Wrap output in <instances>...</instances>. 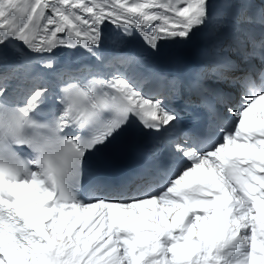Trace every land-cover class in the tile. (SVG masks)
Segmentation results:
<instances>
[{"label":"snow or ice","instance_id":"obj_1","mask_svg":"<svg viewBox=\"0 0 264 264\" xmlns=\"http://www.w3.org/2000/svg\"><path fill=\"white\" fill-rule=\"evenodd\" d=\"M213 19L214 48L247 58L259 24L264 53V0H0V264H264V83L206 140L170 142L155 190L149 176L124 197L78 192L89 158L133 122L176 126L135 67ZM137 37L143 52L105 47ZM62 48L89 63L65 75Z\"/></svg>","mask_w":264,"mask_h":264},{"label":"bare ground","instance_id":"obj_2","mask_svg":"<svg viewBox=\"0 0 264 264\" xmlns=\"http://www.w3.org/2000/svg\"><path fill=\"white\" fill-rule=\"evenodd\" d=\"M198 31L194 32V34L192 35L195 36L197 34ZM191 37V38H192ZM190 40H188L187 42H178V43H175V44H165L162 46L161 49L163 48H166V47H183V48H186L188 43H189ZM110 44H112L113 46H111ZM131 45H134V46H137V48L141 51H144L143 49V45H142V42L140 41L139 37H137ZM106 49L111 52L112 54H119V53H122L123 51V46L117 42V41H107L106 42V45H105ZM129 47V46H128ZM131 48V47H129ZM87 57L85 55H83L82 53H74L72 50H69L67 48H62L60 51H58L56 53V56H55V62L56 60L58 59V61H65V63L67 65H69V63L71 61H76L78 65H81V64H84L86 62H89L87 61L86 59ZM86 59V60H85ZM140 65H137L135 67V73H136V76L137 77H141L143 75V73L140 71ZM36 70L37 71H44L43 69H40L38 65L35 66ZM141 72V73H140ZM67 72L65 71V74Z\"/></svg>","mask_w":264,"mask_h":264}]
</instances>
